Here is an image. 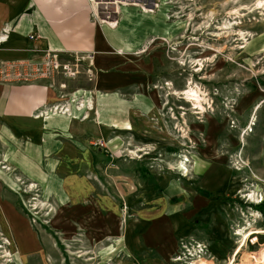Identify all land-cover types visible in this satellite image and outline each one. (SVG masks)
Returning <instances> with one entry per match:
<instances>
[{
    "label": "rangeland",
    "instance_id": "374dc122",
    "mask_svg": "<svg viewBox=\"0 0 264 264\" xmlns=\"http://www.w3.org/2000/svg\"><path fill=\"white\" fill-rule=\"evenodd\" d=\"M90 2L96 7L98 23L113 28L123 18L130 30L135 29L141 46L134 54L150 61L155 89L169 90L167 100L164 92L159 94L162 101L156 115L168 133L160 149L162 155L153 148L134 154L128 139L124 145L109 141L103 146L114 162L110 169L116 173L119 164L125 167L124 174L109 175L111 188L128 187L126 193L134 194L133 184L138 187L137 182H153L157 201H149L148 195L140 202L141 210L161 214L157 226L153 225L156 238L147 236V227H142L136 234L141 248L132 254L125 251L118 236L87 239V228L80 227L76 217L78 207L58 208L48 180L42 189L0 166V202L8 204L5 208L0 205V264H144L163 259L157 249L171 247L174 251L165 264H228L241 249L244 233L264 230V0ZM190 81L207 95L206 114L197 115L183 96L174 95ZM61 98L74 108L80 106L76 110L85 109L79 97ZM205 122H216L212 150L227 168L226 185L213 191H207L202 176L193 172L197 153L209 151L211 145ZM198 125L204 129L199 131ZM183 159L190 162L188 173L178 171ZM159 178L166 186L156 182ZM199 197L218 204L197 205ZM133 204L119 197L116 215L121 232L133 219ZM164 214L185 221L182 232L164 236L165 225L160 222ZM216 214L221 218V232L210 218ZM13 215L19 220L14 221ZM30 236L40 248L24 256L28 245L21 248V241L30 240ZM6 240L11 244L6 245ZM198 245L205 247V252L199 258H189L188 252L193 255L192 249ZM262 252L264 235L254 236L236 256L235 264H246L247 258Z\"/></svg>",
    "mask_w": 264,
    "mask_h": 264
},
{
    "label": "crops",
    "instance_id": "0c3cea01",
    "mask_svg": "<svg viewBox=\"0 0 264 264\" xmlns=\"http://www.w3.org/2000/svg\"><path fill=\"white\" fill-rule=\"evenodd\" d=\"M136 5L133 3V7ZM95 13L96 7L90 0H0V62L39 60L42 52L49 50L61 62L78 61L80 72L77 79L63 81L67 85L63 90L48 80L27 84L0 82V166L7 172L16 171L29 184L42 189L48 180L52 188L49 192L57 197L58 208L78 207L76 217L80 227L87 228V239L118 236L125 251L132 254L141 248L136 234L142 227H147V236L151 238L153 233L157 234L153 225L159 222L161 214L141 210L140 202L148 195L149 201H157L153 197V182L136 181L138 187L133 184L136 194L126 193L128 187L111 188L109 175L124 174L125 167L119 164L116 173L110 169L114 162L103 146L109 141L124 145L128 139L135 148L134 154L143 149L164 148L168 133L156 115L162 101L159 94L164 92L167 100L169 90L155 89L150 61L134 54L141 46L135 29L129 33V25L123 23V18L119 25L109 28L98 23ZM127 47L133 51L126 50ZM90 75L93 81L86 82ZM62 95L79 97L85 109L76 110L67 99L62 100ZM62 105L69 108V116L51 113L52 107ZM214 123L205 122L211 145L209 151L206 148L197 153V166L196 160L193 165L194 174L202 176L207 191L227 183V168L212 150ZM201 127L204 129L198 125L199 131ZM156 182L166 186L163 178ZM114 191L122 193L118 195ZM119 197L129 204L134 202L133 219L122 232L116 215ZM196 201L197 205L207 207L218 204L202 197ZM0 205L8 207L6 202ZM172 215L161 216L167 238L178 235L184 227L185 221H178ZM210 218L215 229L223 231L221 218L217 214ZM13 219L19 220L14 215ZM30 238L21 241V248L28 245L24 256L40 248ZM157 251L164 260H149L144 264H165L174 249Z\"/></svg>",
    "mask_w": 264,
    "mask_h": 264
},
{
    "label": "built area",
    "instance_id": "2783aa9c",
    "mask_svg": "<svg viewBox=\"0 0 264 264\" xmlns=\"http://www.w3.org/2000/svg\"><path fill=\"white\" fill-rule=\"evenodd\" d=\"M77 62H61L56 53L45 50L42 52L39 60H12L0 62V82L1 83H34L40 80L51 81V85L63 90L66 88L65 80H74L79 75ZM88 79H92L91 75ZM59 81V82H58ZM69 104V103H68ZM80 106H76L78 109ZM51 113L70 115V110L67 106H54L51 108ZM184 167H178L180 173H188L190 162H184ZM187 161H189L187 159ZM205 247L198 245L192 249L193 255L189 253V258L196 259L202 256L205 252Z\"/></svg>",
    "mask_w": 264,
    "mask_h": 264
},
{
    "label": "bare ground",
    "instance_id": "6f19581e",
    "mask_svg": "<svg viewBox=\"0 0 264 264\" xmlns=\"http://www.w3.org/2000/svg\"><path fill=\"white\" fill-rule=\"evenodd\" d=\"M123 3H125V2H123ZM259 4H261V2ZM200 71H202V69H200L199 72ZM174 95L175 96L176 95L177 96H183L184 99L187 102L192 104V106L194 107V110L198 111L197 115H201V114H206L207 113V109L205 107V103L207 102V95L204 92H202V90L199 89L198 87H194L191 81H190L188 86L183 91H181V92L174 91ZM253 121H255V120H253ZM184 162H189V161H187V159H186ZM179 167L180 168L184 167L183 162L180 163ZM251 199H254V196H251ZM240 234H242V232H240ZM259 235H264V230L251 229L250 231L244 233L242 235L243 239H242V242H241L242 243L241 249L237 250L234 258L231 259L228 264H235L236 256L242 252V248H245V245L247 244L248 240L250 238L254 237V236H259ZM5 244L6 245H10L11 243L8 240H6ZM9 257H10V255H8V258ZM245 263L246 264H264V252H262V254L259 255V256H255V257H252V258H247ZM202 264H212V263L208 261V262H203Z\"/></svg>",
    "mask_w": 264,
    "mask_h": 264
}]
</instances>
